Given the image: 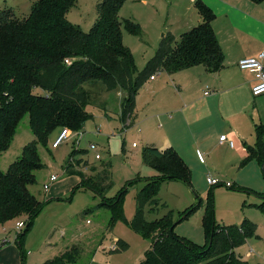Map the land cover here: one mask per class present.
<instances>
[{
    "label": "trees",
    "instance_id": "trees-1",
    "mask_svg": "<svg viewBox=\"0 0 264 264\" xmlns=\"http://www.w3.org/2000/svg\"><path fill=\"white\" fill-rule=\"evenodd\" d=\"M75 2L35 0L23 17L11 6L0 9V152L10 144L26 112L35 134L24 146L21 156L6 170L0 167V225L4 226L20 214L26 215V225L17 233V242L22 248L24 235L49 202L39 199L30 190V184L37 181L35 170L44 166L37 144L47 141L58 127L80 128L91 116L86 109L92 101L87 84L100 82L106 90L122 88L126 91L119 114L126 128L135 123L139 89L156 72H174L197 64L217 70L224 65V51L212 24L215 12L203 0L195 2L203 19L183 31L178 39L171 30L164 33L155 53L140 69L131 47L124 42L123 27L137 35H143V27L133 18L120 17L125 0H98L97 17L90 30L68 19L67 12ZM35 86L44 91H35ZM255 131L256 143L245 142L248 153L241 164L253 157L264 161V124H257ZM123 150H126L125 143ZM79 153L86 155L88 149H73L66 159V173L82 172L81 168L73 166V159ZM142 154L144 162L159 173L144 177L145 182L135 195L136 210L131 226L150 238V245L138 264H264L251 263L236 250L248 237L257 235L258 224L249 217H244L240 223L215 222L213 208H210L204 217V244L177 234L175 226L171 228L175 221L173 208L156 219H147V205L152 210L167 206L158 196L162 181L182 179L191 185L192 169L174 146L159 148L145 144ZM84 163L89 164L87 158ZM94 169L95 176L84 174L83 182L100 194L106 193L114 184L111 160L94 164ZM124 190L107 202L113 221L126 220L122 207ZM200 204L201 201L187 210L181 220ZM115 242L112 250L130 247L121 237ZM80 251V247L72 246L40 264H77Z\"/></svg>",
    "mask_w": 264,
    "mask_h": 264
},
{
    "label": "rangeland",
    "instance_id": "rangeland-1",
    "mask_svg": "<svg viewBox=\"0 0 264 264\" xmlns=\"http://www.w3.org/2000/svg\"><path fill=\"white\" fill-rule=\"evenodd\" d=\"M34 1L0 0V9L11 6L18 16L23 17L29 13ZM97 1L76 0L67 12L68 19L80 24L84 30H90L97 17ZM125 4L120 11V17L133 18L143 27V35L131 33L123 27L124 42L131 47L140 69L158 48L162 30H155L157 21L154 13V20H148L144 13L138 16L130 14L136 12V7L142 6V3L126 0ZM140 8L142 10L137 13L143 12L144 5ZM87 86L92 92V101L86 106L91 116L80 128L72 129L68 138L59 146L53 147L52 143L63 127L53 131L47 141H39L37 144V153L44 166L35 170L37 181L30 184V190L39 199L49 202L35 217L24 235L23 248L17 242L18 230L15 228V221L25 217L24 213L0 227V237L6 233L10 235V241L0 246V264H40L46 258L72 246L81 249L77 264H138L150 245V238L133 229L131 220L136 210L135 195L143 186L144 177L150 176L152 168L143 160V143L146 139L154 141L160 138L162 132L169 127L165 119L169 113L157 103L146 107L143 102V106L137 111L136 123L124 128L119 114L122 97L126 91L122 88L106 90L100 82L89 83ZM34 89L37 92L44 91L40 86H35ZM259 100L264 104V95H261ZM105 111L110 114L107 115ZM221 131L231 138L228 128L223 125L219 132L214 134L213 144L220 138ZM34 137L29 113L26 112L21 117L10 144L0 152V167L6 170L12 161L21 156L24 146ZM133 140L140 145L133 147ZM90 142H96L97 147L91 148ZM75 147L88 149L86 155L79 153L73 159V166L81 168L82 172L66 173V159ZM96 152H100L102 157L96 158ZM216 155V166L220 167L209 169L197 160L196 155L191 156V185L182 179L163 180L158 196L167 206L161 205L152 210L147 205L145 217L153 220L173 208L174 218L178 220L201 201L191 214L174 227L177 234L200 244L206 242L204 217L210 208H213L215 222L240 223L244 217H249L258 224L257 235L248 237L236 250L251 263H264L262 162L253 157L241 164L244 156L234 162L228 160L237 156L235 150L222 149L216 151ZM85 158L89 162L87 165L84 163ZM107 159L112 162L114 184L106 193L100 194L83 182V175L95 176L94 164ZM51 173H59V178L45 188L44 183ZM208 176H215L223 182L229 180L233 186L229 187L224 183L210 184ZM122 190V207L126 220L113 221L107 202L113 201ZM119 237L127 240L130 247L112 250L115 240Z\"/></svg>",
    "mask_w": 264,
    "mask_h": 264
},
{
    "label": "crops",
    "instance_id": "crops-1",
    "mask_svg": "<svg viewBox=\"0 0 264 264\" xmlns=\"http://www.w3.org/2000/svg\"><path fill=\"white\" fill-rule=\"evenodd\" d=\"M135 1L144 5L143 12L137 13L142 10L138 5L136 12L130 14L144 13L148 20H154L156 15L155 30H162L161 35L171 30L178 39L183 31L203 19L196 0ZM203 1L215 12L212 24L224 51V65L217 70H208L205 65L197 64L174 72L163 70L161 75L159 72L150 77L137 95L135 123L143 102L146 107L159 104L169 113L165 116L169 127L158 140L146 139L143 144H154L159 148L174 146L190 167L191 156L196 155L197 160L209 169L220 167L216 166V151L235 150L237 156L228 159L232 162L245 156L248 153L245 142L254 145L256 125L264 124V104L259 100L264 93H252L255 73L239 65L240 58L257 56L264 51V0ZM125 3L126 0L122 6ZM223 125L234 139V146L220 138L212 143L214 134ZM139 145V142L132 144L133 147ZM151 167L150 176L159 173Z\"/></svg>",
    "mask_w": 264,
    "mask_h": 264
},
{
    "label": "built area",
    "instance_id": "built-area-1",
    "mask_svg": "<svg viewBox=\"0 0 264 264\" xmlns=\"http://www.w3.org/2000/svg\"><path fill=\"white\" fill-rule=\"evenodd\" d=\"M264 51H261L257 56H248V57H242L239 60V65L242 68L249 69L255 73L256 76V81L252 85V93L254 95H258L261 93H264ZM69 61V58H67ZM157 74V72L155 73ZM155 74H153L151 77H155ZM205 91V93H207ZM70 129L68 127H63L61 128L55 139L53 140L52 146L57 147L59 146L62 142H64L67 138L68 135L70 134ZM220 141H227L229 145L234 146L235 141L232 138H229L226 133H222L220 135ZM133 145H136L137 142L134 141L132 142ZM90 147L91 148H96L97 143L96 142H90ZM96 158H101L102 155L100 152H96L95 154ZM59 173H51L48 177V180L44 183V187L48 188L54 181H56L59 178ZM208 181L210 184H219V183H224L227 186H231L232 183L227 180V181H221L219 178L215 176H208ZM26 225V219L25 217L19 218L15 221V228L20 231L24 226ZM4 227V226H3ZM10 241V235L9 233L3 234V236L0 237V243H6ZM116 247V242L113 244V248Z\"/></svg>",
    "mask_w": 264,
    "mask_h": 264
},
{
    "label": "water",
    "instance_id": "water-1",
    "mask_svg": "<svg viewBox=\"0 0 264 264\" xmlns=\"http://www.w3.org/2000/svg\"><path fill=\"white\" fill-rule=\"evenodd\" d=\"M262 167L264 168V161L262 162ZM186 216V214L183 215V217ZM181 220V218H179L178 220H175L171 226V228H173L179 221Z\"/></svg>",
    "mask_w": 264,
    "mask_h": 264
}]
</instances>
